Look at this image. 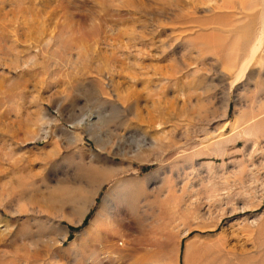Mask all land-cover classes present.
<instances>
[{"label":"rangeland","instance_id":"1","mask_svg":"<svg viewBox=\"0 0 264 264\" xmlns=\"http://www.w3.org/2000/svg\"><path fill=\"white\" fill-rule=\"evenodd\" d=\"M0 264H264V0H0Z\"/></svg>","mask_w":264,"mask_h":264}]
</instances>
